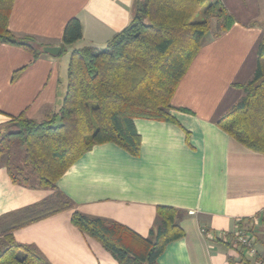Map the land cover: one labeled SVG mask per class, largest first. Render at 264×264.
<instances>
[{
    "label": "crops",
    "instance_id": "0c3cea01",
    "mask_svg": "<svg viewBox=\"0 0 264 264\" xmlns=\"http://www.w3.org/2000/svg\"><path fill=\"white\" fill-rule=\"evenodd\" d=\"M235 23L221 36H208L182 78L171 114L178 123L136 118L141 151L135 156L113 143L95 145L58 180L75 209L121 222L149 236L159 205L179 210L186 235L170 243L159 264L240 262L236 245L219 241L237 222L254 225L258 254L264 258V154L254 152L217 125L243 96L258 66L264 37V0H222ZM134 0H15L9 28L41 45H0V127L24 112L43 121L59 113L68 88L74 49L104 47L131 21ZM77 17L83 37L62 49L67 22ZM44 47H59L57 54ZM18 77L13 79L14 73ZM183 109V110H180ZM59 123V121L57 122ZM5 161V160H4ZM53 190L14 183L0 163V217L40 202ZM66 210L13 232V240L38 250L51 264H119L98 241L83 234ZM205 229V231H203ZM9 244L0 237V250Z\"/></svg>",
    "mask_w": 264,
    "mask_h": 264
},
{
    "label": "trees",
    "instance_id": "16d2710c",
    "mask_svg": "<svg viewBox=\"0 0 264 264\" xmlns=\"http://www.w3.org/2000/svg\"><path fill=\"white\" fill-rule=\"evenodd\" d=\"M14 2L0 0V45L24 47L36 59L41 45L9 28ZM234 23L222 0H134L130 23L104 47L86 46L71 52L68 88L59 113L36 121L22 112L0 127V163H6L12 181L53 190L48 198L0 217V237L9 240L0 250V264H51L36 248L14 241L13 232L75 209L57 182L95 145L113 143L137 156L141 136L136 118L178 123L171 110L182 78L205 37L209 33L221 36ZM82 37L80 19L71 18L63 32V51ZM18 75L19 71L13 79ZM236 86L244 96L217 119V125L243 146L264 154V37L259 43L254 77ZM2 129H6L4 133ZM14 146L23 148L24 165L12 163ZM178 214L173 206L159 205L157 222L147 237L121 222L88 216L77 209L71 221L119 264H159L167 246L186 235ZM257 217L264 225V209ZM251 221L245 225L240 219L237 226L255 234ZM226 233L229 241L218 240L229 247L236 245L240 262L252 264L234 243L233 231ZM230 264H237L233 257Z\"/></svg>",
    "mask_w": 264,
    "mask_h": 264
},
{
    "label": "built area",
    "instance_id": "2783aa9c",
    "mask_svg": "<svg viewBox=\"0 0 264 264\" xmlns=\"http://www.w3.org/2000/svg\"><path fill=\"white\" fill-rule=\"evenodd\" d=\"M205 231V229H203ZM234 243L239 245L246 256L251 260L252 264H264V259L259 257L258 250L256 247V238L253 233L248 231L246 228L238 227L232 233ZM224 241H229L228 234L223 232L221 235Z\"/></svg>",
    "mask_w": 264,
    "mask_h": 264
},
{
    "label": "rangeland",
    "instance_id": "374dc122",
    "mask_svg": "<svg viewBox=\"0 0 264 264\" xmlns=\"http://www.w3.org/2000/svg\"><path fill=\"white\" fill-rule=\"evenodd\" d=\"M208 36H210V33L205 38H207ZM5 130L6 129H2L1 130L2 133H4ZM12 152H13V157L11 158L12 163L14 165H24V163H23V148L20 146H14V147H12Z\"/></svg>",
    "mask_w": 264,
    "mask_h": 264
},
{
    "label": "water",
    "instance_id": "95a60500",
    "mask_svg": "<svg viewBox=\"0 0 264 264\" xmlns=\"http://www.w3.org/2000/svg\"><path fill=\"white\" fill-rule=\"evenodd\" d=\"M43 50L47 53L57 54L60 51L59 47H44Z\"/></svg>",
    "mask_w": 264,
    "mask_h": 264
}]
</instances>
